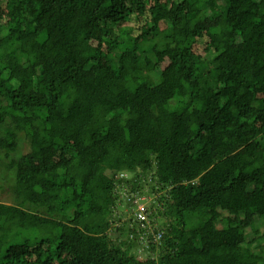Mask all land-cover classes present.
Instances as JSON below:
<instances>
[{"label":"trees","instance_id":"16d2710c","mask_svg":"<svg viewBox=\"0 0 264 264\" xmlns=\"http://www.w3.org/2000/svg\"><path fill=\"white\" fill-rule=\"evenodd\" d=\"M0 176V264H264V0H0Z\"/></svg>","mask_w":264,"mask_h":264},{"label":"rangeland","instance_id":"374dc122","mask_svg":"<svg viewBox=\"0 0 264 264\" xmlns=\"http://www.w3.org/2000/svg\"><path fill=\"white\" fill-rule=\"evenodd\" d=\"M129 175H126V174H124L123 175V177L124 178H127ZM12 184V178L11 179H9V181H8V179L5 181L4 179H3V177L1 178V176H0V186L2 187V189L3 190H1L0 191V202H3V203H6V204H10V203H12V197H11V195L8 193V189H7V187L8 186H10ZM126 187V186H125ZM126 189V188H125ZM140 200V201H139ZM136 202V204H137V206H138V208H137V210L139 211V210H142V208L145 206H147L148 207V203L150 202L148 199H147V201L145 202V201H143V199H138V200H135L133 203H135ZM144 207V208H145ZM122 214H124V215H122ZM114 215L116 216V217H120L121 218V220H120V222L118 221L117 223H114L112 226H113V228L115 227V226H120L122 223H123V221H126L125 219H127L128 220V218H129V216L128 217H125L127 214L126 213H121L120 214V212L119 211H116L115 213H114ZM125 217V218H124ZM118 219V218H117ZM113 234H114V231L112 232ZM115 235V237L118 235V234H114ZM143 258V257H142Z\"/></svg>","mask_w":264,"mask_h":264},{"label":"built area","instance_id":"2783aa9c","mask_svg":"<svg viewBox=\"0 0 264 264\" xmlns=\"http://www.w3.org/2000/svg\"><path fill=\"white\" fill-rule=\"evenodd\" d=\"M137 218L139 219V222L140 223H143V222H147V217L145 216L144 212H143V208L142 210H139L138 214H137ZM143 225V224H142Z\"/></svg>","mask_w":264,"mask_h":264}]
</instances>
